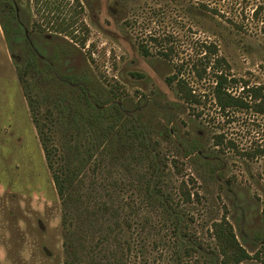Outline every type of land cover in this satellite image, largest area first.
<instances>
[{
    "label": "rangeland",
    "instance_id": "1",
    "mask_svg": "<svg viewBox=\"0 0 264 264\" xmlns=\"http://www.w3.org/2000/svg\"><path fill=\"white\" fill-rule=\"evenodd\" d=\"M2 6L20 9L38 39L11 47L15 21L0 17V264H215L211 231L225 214L242 246L264 256V157L244 156L264 148V116L221 112L207 65L226 60L235 96L264 86V0ZM60 27H69L63 36ZM174 76L202 104L189 105ZM36 117L77 172L66 204ZM182 181L199 200L182 202ZM164 203L183 215L184 240ZM191 245L199 252L187 254Z\"/></svg>",
    "mask_w": 264,
    "mask_h": 264
},
{
    "label": "trees",
    "instance_id": "2",
    "mask_svg": "<svg viewBox=\"0 0 264 264\" xmlns=\"http://www.w3.org/2000/svg\"><path fill=\"white\" fill-rule=\"evenodd\" d=\"M0 17H1V2H0ZM65 24V23H64ZM61 25V24H60ZM61 29H56L60 32H68L67 29L69 27H60ZM71 36L72 34L69 33ZM213 53H217L216 47L210 48ZM148 54V52L146 51ZM167 55V54H166ZM212 64V65H211ZM208 66H212L211 70L213 69V76L215 78V86L213 87V96L215 99V103L218 109L223 112L227 113L233 109H247L251 110L257 114L264 116V86L258 87H249L248 84H244L243 91L240 96H235L230 92L229 87L233 84H236V80L229 79L226 69L227 62L225 59H215L213 63L208 60ZM207 72V68L204 70ZM198 76L200 78L203 77V74H200V71H197ZM172 82L178 80L177 88L179 90L180 95L182 98L191 106L200 105L202 104V100L200 96L194 93V90L190 87L189 83L185 79H178V76H174L170 79ZM29 103L31 105L32 110L35 112L36 108L34 105V98L31 95H28ZM38 111H36L37 113ZM36 124L39 129L40 138L42 142L43 149L45 151V155L47 161L49 163V167L53 173V180L57 192L62 199V201L66 204L68 197L70 196V187L72 186L74 179L77 177V172L75 170L69 169L65 162H62V157L59 155V151L53 145V137L52 131L49 128L48 124L42 125L40 123V119L36 117ZM223 136L216 137V142L218 145L223 144ZM232 144V143H231ZM244 156L252 159L257 156L264 157V148L258 147L255 151L246 152ZM173 167L176 169L177 173L181 174L180 170V161L178 159H174L172 161ZM156 172L159 173V169L156 168ZM156 192L160 193L161 190L158 189L156 185H154ZM180 196L182 197V202L190 203L194 200H199L198 193H193L191 188L189 187L186 181H182L180 185ZM152 192V190H150ZM158 194V195H160ZM164 197V196H163ZM195 199H194V198ZM166 198V197H165ZM165 204L166 212L172 216V231L175 235L176 239L180 241L184 240L182 237L184 233L182 231V222H183V215L175 211L172 205L167 203ZM130 225V224H128ZM211 235L216 241V245L218 248L219 257H214L215 264H246L249 260L257 259L260 260L264 264V256H261V253H257L256 255H251L239 242L238 237L236 235L235 229L233 225L227 218L225 214L221 221H217L213 223ZM192 246V245H191ZM134 244L130 241L127 243V254L126 256L130 258L132 253L134 252ZM190 250L199 252L195 247H189L187 249V254H191ZM213 253H208L210 259H212L211 255ZM189 264V263H187ZM198 264V263H197Z\"/></svg>",
    "mask_w": 264,
    "mask_h": 264
},
{
    "label": "flooded vegetation",
    "instance_id": "3",
    "mask_svg": "<svg viewBox=\"0 0 264 264\" xmlns=\"http://www.w3.org/2000/svg\"><path fill=\"white\" fill-rule=\"evenodd\" d=\"M15 17H13V14ZM6 17H11L15 21V25L17 27V32L12 35V43L10 44L11 47H14V44L16 45L19 42H23L24 40L30 38V39H38V36H31L29 35L28 27L26 26L28 24V20L23 17L22 11L20 9L12 10L10 6L3 7L2 6V0H1V21H4ZM59 36H63V32H59ZM50 35V34H49ZM56 35V36H58Z\"/></svg>",
    "mask_w": 264,
    "mask_h": 264
}]
</instances>
